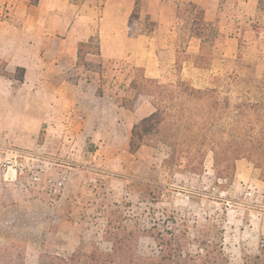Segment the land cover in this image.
Returning <instances> with one entry per match:
<instances>
[{
	"label": "rangeland",
	"instance_id": "1",
	"mask_svg": "<svg viewBox=\"0 0 264 264\" xmlns=\"http://www.w3.org/2000/svg\"><path fill=\"white\" fill-rule=\"evenodd\" d=\"M47 1L35 8L36 0H0V72L18 76L15 66L20 64L28 65L30 71L20 89L0 76V245L70 255L82 242L92 241L109 252L111 244L103 239L105 216L111 209H120L142 230H185V222L200 229L205 224L217 225L225 256L232 264H242L249 249L256 250L264 239L260 172L242 160L237 163L235 181L226 183L216 176L209 155L202 176L170 175L163 167L169 153L166 146L144 145L130 153L136 115L115 106L114 90L130 66L145 68L149 77H160L158 48L170 58V80L176 79L175 19L162 24L157 38L142 37L128 48L119 38L116 47L120 51L111 53L114 67L99 96L100 76L87 73L81 65L78 68L72 48L59 40L68 35L71 25L65 19L69 5L65 0ZM83 1L82 13L93 8L89 18L77 19L79 25L73 32L79 38L82 33L93 36L99 31L105 6V0ZM169 1L181 9L197 2L209 10L208 18H213L220 4L221 34L210 70L180 62L182 76L194 87H206L211 77L223 73L227 59L239 56L262 77L264 0L257 10L238 9L239 0ZM144 19L139 26L142 32L147 31ZM80 24L85 28L82 32ZM122 26L119 20L105 24L103 33L108 38L111 33L119 36L125 29ZM231 36H240V49L239 42L229 40ZM45 45L48 52L42 60L40 51ZM91 47L94 50L95 43ZM197 49L194 41L188 52L196 55ZM225 51L227 58H223ZM34 56L44 68L38 78L33 74ZM44 124L47 129L41 145L38 140ZM148 235L140 238L136 250L141 256L156 257L159 248ZM196 235L190 230L189 236ZM190 250L198 251L196 246Z\"/></svg>",
	"mask_w": 264,
	"mask_h": 264
},
{
	"label": "trees",
	"instance_id": "2",
	"mask_svg": "<svg viewBox=\"0 0 264 264\" xmlns=\"http://www.w3.org/2000/svg\"><path fill=\"white\" fill-rule=\"evenodd\" d=\"M71 3L79 9L85 4L83 0ZM146 6L145 0L135 1L128 23L131 38L154 37L157 33L158 25L145 14ZM143 16L147 23L144 32L139 30ZM176 26V79L170 80V58H165L158 48L159 79L148 78L143 68L134 65L129 67L131 70L119 89L114 90L115 106L136 115L130 153H137L144 145H164L169 153L163 167L170 175L196 176L204 174L207 157L212 155L215 174L226 183L235 181L237 163L246 160L260 172V180L264 182V74L258 77L256 70L239 56L227 59L223 73L211 77L206 87H194L182 76L180 62L210 70L221 34L220 24L207 21L202 6L189 3L179 8ZM192 39L201 43L198 55L188 52ZM239 45L240 49V40ZM84 56L95 58L88 60ZM114 63L102 56L99 32L79 44L78 68L81 65L87 73L100 76L103 85L98 90L99 96L103 95L105 80ZM16 72L18 76L1 72L0 76L13 84L24 83L26 70L16 68ZM46 129L44 124L38 140L41 145ZM105 221L103 239L111 244L109 252L92 241L82 242L70 255L30 252L18 244L0 245V264H232L223 252V234L217 225L205 224L200 229L185 222V230L157 227L142 230L120 209H111ZM190 230L196 231L194 238L189 236ZM147 234L159 248L156 257L141 256L136 250L140 238ZM192 246L197 247L196 253L190 250ZM249 251L242 264H264V239L256 250Z\"/></svg>",
	"mask_w": 264,
	"mask_h": 264
},
{
	"label": "crops",
	"instance_id": "3",
	"mask_svg": "<svg viewBox=\"0 0 264 264\" xmlns=\"http://www.w3.org/2000/svg\"><path fill=\"white\" fill-rule=\"evenodd\" d=\"M39 2L37 3V6H35V8H38L39 6L44 7V5H47V0H38ZM67 2V4L70 6L67 7V11L69 14V18H65L67 20L71 21V25L69 27L68 30V35L64 38H59V40L63 43L66 44L69 48H72L71 51H73L74 53V61L75 63H77L78 60V46L80 43L87 41L91 35H86L85 33H82L83 36H81L80 38L77 37L75 35V33L73 32V29H75L79 24H78V18L82 17V18H89V10H92L93 7L89 6L88 11L85 13L81 12V9H79V7L73 5L71 3V0H65ZM135 1L136 0H105V6L103 7L101 14H100V27H99V34H100V39H101V53L102 56L106 59H114L112 58L113 56H111V53H118L120 50L116 47L117 44L116 42L119 40V38L121 39V44H123L126 48L130 47V45H133V43H137L140 41V39L142 37L144 38H157L159 36V33L161 31V27L162 24L164 22H166L167 20H173L175 19L176 21V17H177V12L179 10V4L169 1V0H145L147 2V6H146V13L147 16L151 19V21L157 23L158 25V30L157 33L155 34L154 37H147V36H140L138 38H131L129 36V28H128V23H129V18L134 10L135 7ZM259 2L260 0H239V5H238V9H253V10H257V7L259 6ZM190 3H196L200 6H202L201 4L197 3V2H190ZM189 4V2H188ZM205 9L206 12V19L207 21H219V24L221 23L220 21V4L218 5V7L216 8L215 12L212 13L213 18H208V14H209V10L205 7L202 6ZM181 9V8H180ZM225 9V8H224ZM44 12V10H43ZM45 14H47V12H45ZM44 14V15H45ZM73 16V17H72ZM76 17V20H75ZM42 19V14L39 16V20ZM48 19V18H47ZM46 19V21H47ZM120 21L123 26V33H121L119 36L118 34L115 33H111L110 37L108 38L107 36L104 35L103 33V27L105 24L111 23V22H116V21ZM176 23V22H175ZM81 27V32L85 29L84 26H82L80 24ZM177 28V26H176ZM127 29V31H126ZM248 32V31H246ZM241 36V35H240ZM239 37H229V40L235 41L236 43L239 42ZM46 39V37H45ZM47 41V40H44ZM194 41H197L198 43V49L195 52L196 55H198L200 53V47H201V43L199 40L197 39H192L190 44ZM43 43L41 42V45ZM189 44V46H190ZM189 48V47H188ZM44 51V52H43ZM40 57L42 60L45 59V57H47V45H45L42 50L40 51ZM226 51L223 54V58H227ZM35 56L33 59V63H34V67H33V74L35 77L38 78V76L41 75L42 72H44V68H42L41 66H39V64H37L35 62ZM224 61V59H222ZM12 67V63L11 65H9V67ZM15 68H24L26 70V76H25V82L22 84H18L17 86H15V89H20L22 86H24L27 83L28 80V76H29V66L28 65H16ZM196 68V67H195ZM145 70V68H143ZM199 69V68H197ZM160 70V69H159ZM145 74L147 76V72L145 70ZM150 79H159L161 77V72H160V77L158 76H154V77H149Z\"/></svg>",
	"mask_w": 264,
	"mask_h": 264
}]
</instances>
